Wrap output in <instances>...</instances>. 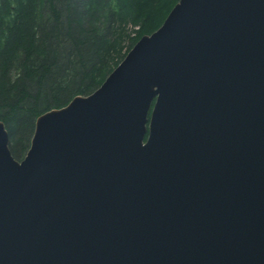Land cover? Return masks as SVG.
Masks as SVG:
<instances>
[{
    "label": "water",
    "instance_id": "95a60500",
    "mask_svg": "<svg viewBox=\"0 0 264 264\" xmlns=\"http://www.w3.org/2000/svg\"><path fill=\"white\" fill-rule=\"evenodd\" d=\"M0 264H264V0H179L21 160L0 120Z\"/></svg>",
    "mask_w": 264,
    "mask_h": 264
},
{
    "label": "trees",
    "instance_id": "16d2710c",
    "mask_svg": "<svg viewBox=\"0 0 264 264\" xmlns=\"http://www.w3.org/2000/svg\"><path fill=\"white\" fill-rule=\"evenodd\" d=\"M179 0H0V120L17 160L38 116L94 92Z\"/></svg>",
    "mask_w": 264,
    "mask_h": 264
}]
</instances>
